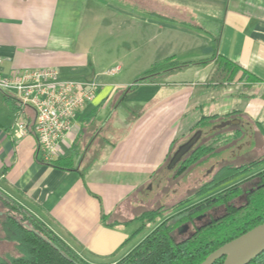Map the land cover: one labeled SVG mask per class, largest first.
<instances>
[{
	"label": "crops",
	"instance_id": "obj_1",
	"mask_svg": "<svg viewBox=\"0 0 264 264\" xmlns=\"http://www.w3.org/2000/svg\"><path fill=\"white\" fill-rule=\"evenodd\" d=\"M102 5L111 10L116 30L131 38L123 59L109 58L105 70L104 56L94 54L91 36L105 22ZM208 5L219 12L212 13L213 25H202L204 32L102 0H0V71L54 67L63 79L95 78L99 83L93 99L78 114L74 136L60 143L59 156L73 149L79 153H72L73 165L68 168L44 161L31 126L34 110L5 105L0 91V190L93 264L115 263L146 235L133 241L139 227L133 219L148 209L146 197L150 200L146 194L139 195L140 189H151L172 149L203 116H218L207 123L208 138L227 141L219 145L218 153L228 152L220 162L207 158L197 164L207 162L209 174L224 164L242 163L239 157L247 152L255 151V158L264 154V137L257 126H264V0ZM178 14L170 17L181 19ZM152 27L159 33L174 32L170 39L166 34L159 47L177 46L182 33L190 35L192 49L199 55L186 60L210 56L214 37L219 54L261 80L248 88H244L246 77L223 86H205L211 64L139 82L131 91L127 88L135 81L106 80L122 71L121 60L140 66L149 58L150 68L168 56L185 61L172 52L151 63ZM115 65H119L117 72L105 73ZM135 71V77H140L145 70ZM19 118L29 122L30 130L16 138L12 128ZM245 125L248 135L240 128ZM199 131L202 136L203 129ZM94 151L91 167L82 174ZM141 205L145 208L138 210Z\"/></svg>",
	"mask_w": 264,
	"mask_h": 264
},
{
	"label": "trees",
	"instance_id": "obj_2",
	"mask_svg": "<svg viewBox=\"0 0 264 264\" xmlns=\"http://www.w3.org/2000/svg\"><path fill=\"white\" fill-rule=\"evenodd\" d=\"M193 26L195 30L207 32L199 23H194ZM207 64H211V69L203 82L205 86H223L246 77L247 83L244 84V88H248L253 82L261 80L249 74L234 61L219 54L216 38L213 37V53L210 56L185 61H173V56H168L144 71L135 83L127 88V91L133 90L139 82L155 81L160 79L161 75L170 74L175 70ZM3 101L7 106H18L11 96L3 95ZM233 112L235 111L226 115L229 116ZM217 117L203 116L192 127L186 138L204 129L212 118ZM257 126L264 137V126L260 123H257ZM95 132L96 129L92 133ZM186 140L178 144L177 148ZM215 140L219 139H213L210 143L197 142L174 166L172 177L179 178L193 165L217 154L219 146L214 145ZM226 142L224 141L222 145ZM176 149H172L168 159ZM95 152L84 163L80 171L82 174L91 167ZM72 153H75V149ZM72 153L57 156L48 163L63 168L71 167ZM240 179L246 184L253 182L254 186L248 187L246 192L243 188H239L224 194L228 191L227 186ZM239 193H245V199L235 203L232 199ZM209 201L211 203L207 205ZM221 204L225 208L222 214L212 217L209 222L199 227L196 226L195 215L199 211ZM7 207L9 212L20 217L18 221L8 217L1 222L3 238L14 243L15 252L0 254V264H93L76 253L49 227L13 199L9 198ZM133 220L139 222V227L133 233L134 236L146 226L152 227L127 254L113 264H200L210 252L223 243L264 222V154L237 165L220 166L192 194L170 206L159 205L156 208L142 210ZM184 225L189 226L190 232L180 237L179 230ZM222 262L223 257L213 264H222ZM248 264H264V250Z\"/></svg>",
	"mask_w": 264,
	"mask_h": 264
},
{
	"label": "rangeland",
	"instance_id": "obj_3",
	"mask_svg": "<svg viewBox=\"0 0 264 264\" xmlns=\"http://www.w3.org/2000/svg\"><path fill=\"white\" fill-rule=\"evenodd\" d=\"M105 4H115L121 7L129 8L132 10H135L137 12H144L145 14H150L153 18L160 19L162 21H168L177 23L180 25H183L184 27L193 29L194 23H199L203 26H210V22L213 25V21L215 20V17L212 13H218L219 8H212L209 3H220L222 0H102ZM146 1V2H145ZM103 6V5H102ZM150 8H152L153 12L150 13ZM172 9V10H171ZM111 10H108L106 6H103V17L105 18L104 23H100L97 25V30H94L91 34L93 41H95V45L93 48L94 54L102 55L104 56L103 61L101 65L106 64L104 69L107 68L108 62H106L109 58H120L123 54H125L128 51L127 43H131L130 36L125 33L124 31H118L117 24L112 25V14L110 12ZM214 11V12H213ZM110 12V13H109ZM178 14V18L181 17V19H176L173 17H170L171 15ZM183 18V19H182ZM183 20V21H182ZM174 32H171L170 30L164 31L162 30L161 33H159L156 29L152 27V37H153V43H152V55H151V63L155 62L159 58H162V56H166L167 54H170L172 52L175 53L176 58L179 60H186L195 58L199 55V51L196 49H192V41L191 36L187 33H182L183 36L182 42L180 40L177 42V46L172 45H163L159 47V45H162V38L167 34V38L170 39L171 35ZM180 33L178 32V35ZM173 36V35H172ZM123 41H125L124 44H121ZM123 45V46H122ZM157 49V51H156ZM160 50V51H158ZM168 52V53H166ZM122 71L117 74L113 75L111 77H104L106 80H124L127 82L136 81L139 76L135 77V74L137 71H135L137 68H142V70L146 71L152 64L148 60H146L144 63H140L141 65L133 64V62L130 61H122ZM126 62V63H124ZM102 70V69H101ZM102 72V71H101ZM128 84V85H129ZM101 118V117H100ZM99 121V119H97ZM241 130L246 134L249 133V127L248 126H241ZM208 127H205L203 129L202 136L199 137V141L197 142H206L210 143L212 140L211 138H208L209 133L207 132ZM104 131H101V134H103ZM247 138V137H246ZM245 138V139H246ZM187 139V138H186ZM184 139V140H186ZM211 139V140H210ZM240 142H243L240 141ZM222 140H215L214 145H222ZM180 144V143H178ZM178 144L174 147V150L177 148ZM228 152H221L217 153L214 156H211L209 158L210 162L218 163L222 158H224ZM256 157L255 151H250L245 153L244 155H241L239 157V160L242 162H247L253 158ZM169 161V159H168ZM168 162L166 163V166L159 170V172L155 175L154 179L152 180V186L151 189H140L139 195H148L150 197V200H147L148 197H146V204L148 209L156 208L159 205H165L170 206L178 202L179 200L185 198L186 196L192 194L194 190L204 181L208 180L211 176L206 170L208 169L207 162L202 165H193L190 167V169L180 176L178 180L175 182L170 181V178L172 177L173 169L174 168H168L167 167ZM0 187H3V183L0 182ZM214 193V192H213ZM237 203H240V200L237 201ZM138 210L144 209V205L138 206ZM219 211L218 213H220ZM152 226H146L143 230H141L138 234H136L133 238L134 240L139 239L141 236H143L148 230H150ZM14 243L12 241H7L3 238V232L0 228V254L5 253H14Z\"/></svg>",
	"mask_w": 264,
	"mask_h": 264
},
{
	"label": "built area",
	"instance_id": "obj_4",
	"mask_svg": "<svg viewBox=\"0 0 264 264\" xmlns=\"http://www.w3.org/2000/svg\"><path fill=\"white\" fill-rule=\"evenodd\" d=\"M2 62L0 58V65ZM118 70L119 65H115L105 73ZM98 85L95 78L90 81L63 79L54 67L0 71V91L14 98L19 109L29 106L34 110L31 126L44 161L59 156L60 143L74 136L78 114L93 99ZM29 130V122L19 118L12 135L21 138Z\"/></svg>",
	"mask_w": 264,
	"mask_h": 264
},
{
	"label": "water",
	"instance_id": "obj_5",
	"mask_svg": "<svg viewBox=\"0 0 264 264\" xmlns=\"http://www.w3.org/2000/svg\"><path fill=\"white\" fill-rule=\"evenodd\" d=\"M199 137L200 131L198 130L182 143L169 159L167 167L174 168L182 157L197 143ZM187 229L188 225H184L179 231L184 232ZM263 250L264 222L223 243L210 252L200 264H213L222 257V264H248Z\"/></svg>",
	"mask_w": 264,
	"mask_h": 264
},
{
	"label": "flooded vegetation",
	"instance_id": "obj_6",
	"mask_svg": "<svg viewBox=\"0 0 264 264\" xmlns=\"http://www.w3.org/2000/svg\"><path fill=\"white\" fill-rule=\"evenodd\" d=\"M251 186H254L253 182L246 184V183L242 182V179H240L236 182H233L229 186H227L226 188L228 189V191L225 192L224 194L229 193V192L236 190V189H239V188H243L244 192H246L247 188L251 187ZM9 198L10 197H8V195H6L5 193H3L0 190V228H1L2 220H5L8 217H10V218H13V219L18 221L19 217H20L19 215L11 213L8 211L7 203L9 202ZM244 199H245V193H239V194H237L236 197H234L232 199V201L237 203L238 200H240V202H242ZM211 202H213V200ZM211 202L209 201V203H207V205H209ZM198 203H199V201H198ZM207 205H205V206H207ZM219 211H221V212L218 213ZM224 211H225V208L222 204L217 206V207L210 208L208 210L199 211L195 215V220H196L195 224L197 227H199V226L209 222L212 217H216V216L222 214ZM189 232H190V228L188 226V229L184 232H180L178 236L182 237V236L188 234Z\"/></svg>",
	"mask_w": 264,
	"mask_h": 264
}]
</instances>
